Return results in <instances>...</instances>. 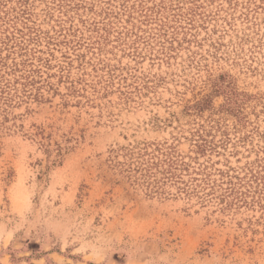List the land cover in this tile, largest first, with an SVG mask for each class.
Here are the masks:
<instances>
[{
  "label": "rangeland",
  "instance_id": "374dc122",
  "mask_svg": "<svg viewBox=\"0 0 264 264\" xmlns=\"http://www.w3.org/2000/svg\"><path fill=\"white\" fill-rule=\"evenodd\" d=\"M0 264H264V0H0Z\"/></svg>",
  "mask_w": 264,
  "mask_h": 264
},
{
  "label": "trees",
  "instance_id": "16d2710c",
  "mask_svg": "<svg viewBox=\"0 0 264 264\" xmlns=\"http://www.w3.org/2000/svg\"><path fill=\"white\" fill-rule=\"evenodd\" d=\"M157 152L161 154H163L165 156V159H160L158 157V159L155 162V157L152 158H148L146 161H142V163H140V167L138 169H141L142 173L141 174L143 177H150L153 179V175L155 174L153 172L154 168H158V167H162L163 165L167 166L166 169L163 170L164 175H171L172 177H176V173L172 172V168L176 167L178 165L177 161H172L171 159L169 160L167 158L168 155H166V153H164L160 148L157 149ZM176 169V168H175ZM157 170V169H156ZM154 181H156V179H153ZM151 182V184H154V182Z\"/></svg>",
  "mask_w": 264,
  "mask_h": 264
}]
</instances>
